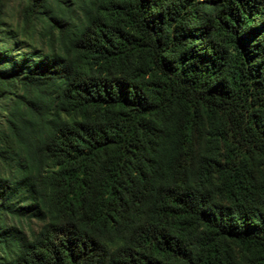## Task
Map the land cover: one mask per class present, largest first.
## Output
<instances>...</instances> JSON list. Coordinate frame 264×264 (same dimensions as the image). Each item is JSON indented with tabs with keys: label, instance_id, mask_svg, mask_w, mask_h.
Segmentation results:
<instances>
[{
	"label": "trees",
	"instance_id": "obj_1",
	"mask_svg": "<svg viewBox=\"0 0 264 264\" xmlns=\"http://www.w3.org/2000/svg\"><path fill=\"white\" fill-rule=\"evenodd\" d=\"M0 264H264V0H0Z\"/></svg>",
	"mask_w": 264,
	"mask_h": 264
}]
</instances>
